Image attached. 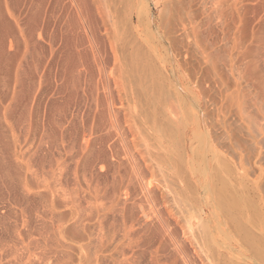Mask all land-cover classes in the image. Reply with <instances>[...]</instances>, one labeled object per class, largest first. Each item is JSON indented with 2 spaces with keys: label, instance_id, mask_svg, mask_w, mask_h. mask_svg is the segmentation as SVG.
I'll return each mask as SVG.
<instances>
[{
  "label": "rangeland",
  "instance_id": "374dc122",
  "mask_svg": "<svg viewBox=\"0 0 264 264\" xmlns=\"http://www.w3.org/2000/svg\"><path fill=\"white\" fill-rule=\"evenodd\" d=\"M69 1L63 0L61 3L67 4ZM164 1L142 0L149 11L148 30L146 25L138 23L137 4L141 0H118L120 9L116 13V28L119 36L111 40L112 45L123 47L124 53V31L129 38L134 35L131 24L132 27H138L137 31L135 29L137 34H146L152 30L151 33L157 37L158 50L167 57L165 72L169 74L167 75L170 79H167L172 80L174 87L148 89L144 95L149 96V99L152 97L153 101L161 95L163 102L167 103V106L174 105L176 110L179 109V103L175 91L182 93L187 99H192L193 94H199L198 99L202 102L208 101L211 108L221 105L218 107L222 108L221 112L230 124L227 127L232 128V133L238 135L235 136L239 137L242 144L239 150L244 169L252 172H249L250 178L255 179V176L261 173L264 180V0H203L205 3L201 2L202 0H194L195 3L192 4L195 9L198 8L200 14L205 11V14L209 15L211 11V16L205 17L211 19V24L208 22L206 29L203 26V31L199 29L197 36L191 34L188 38L191 43L186 40L192 49L189 50L190 55H187L190 65L188 62H182L180 58L178 60L170 44L164 42L161 32L164 31L169 18L168 7L163 4ZM54 4L55 0H0V264H130L135 257L132 258V244L128 245L127 239L124 240L127 237H124V231L127 225H131L130 221H125L124 210L131 206L133 198L141 197L143 193L138 183H129L127 187L124 178L121 180L116 176V190L114 191L115 187L111 190L108 186L109 194L105 195V179H113L112 167L106 162L117 159V138L112 136L109 141L105 139L102 142L101 139L113 132V129H110L109 133V129L106 130L105 126L101 125L115 111L120 123L128 127L129 122L125 121L128 118L126 115L130 114L133 108V103L129 100L132 98L125 95L124 79L114 76L118 75L116 73L119 70L114 71V74L108 70L111 64L113 66L112 57L107 70L100 69L102 61L96 60L101 56L97 52L96 44H93L95 42L92 33H87V28L84 30L83 25H87H80L83 21L77 16L72 17V25L69 24L66 15L68 10L62 8V4ZM209 7H212V10ZM205 14H202L203 17ZM47 15H51L50 18H46ZM76 22H79L80 26ZM68 25L73 30L70 31ZM76 27L78 29H74ZM215 37H218V40ZM213 38L217 42L220 40L218 44ZM81 40H84V43ZM103 42L104 40L101 43L102 48L104 45L106 49L110 47L108 40ZM95 49L96 51H93ZM205 57L206 72L204 70L196 73L198 61L205 62ZM17 70L26 72L23 74L24 82L21 85L15 83ZM159 73L155 77L158 83L163 81V76ZM203 73L206 74L205 77ZM198 78L202 82H199ZM195 81H198L197 86ZM191 86L193 93L189 91ZM207 87V90H215L208 92ZM161 89H165L162 91L163 95L160 93ZM219 90H223V95ZM215 91H219L218 94L222 97H218ZM15 92L17 100L11 98ZM208 97L209 100L206 99ZM153 101L149 104H153ZM211 101H214V104ZM100 112L103 116L99 115ZM201 115H204L203 109ZM98 116L103 119L101 124L97 121L100 119ZM129 138L133 139L131 134ZM175 144L170 151L174 158L180 153L179 144ZM98 148L106 154V158L108 157L106 162L98 155ZM95 152L100 161L94 156ZM199 154L193 155L195 158L192 161L196 164L191 162V166L202 168V154ZM209 157H212L211 153L207 154V164L210 167V164L214 165V161ZM91 160H95L93 165H90ZM87 161H91L88 162L89 167L85 164ZM155 183L157 184L156 181ZM160 183L158 189L156 188L157 195L159 188L164 189L165 182ZM92 191H99L100 194L94 193L93 196L100 195V198H94ZM137 193H141L140 196ZM192 196L200 195L195 193ZM192 214L195 215L196 211ZM142 221L143 219L140 222ZM134 224L137 226L134 225L133 229H137L140 223L136 221ZM101 243L104 246L97 253V245ZM149 260V254H146L142 264H153V261ZM162 261H154V264H164Z\"/></svg>",
  "mask_w": 264,
  "mask_h": 264
},
{
  "label": "bare ground",
  "instance_id": "6f19581e",
  "mask_svg": "<svg viewBox=\"0 0 264 264\" xmlns=\"http://www.w3.org/2000/svg\"><path fill=\"white\" fill-rule=\"evenodd\" d=\"M62 1L63 0H55L54 5L60 6L62 4L61 7H65L68 10L66 12V15L69 24L72 23L70 21L73 19L72 17L77 16L79 20L81 19L83 21H79L80 23L78 22L80 25L82 23H85L87 25H83L84 30L86 31L87 28V33L89 31L92 33V37L95 42L93 44H96L98 48L97 52L99 56H101L100 58L97 52H95L97 54V57L100 58H97L98 60L96 61H102L101 66L99 65L100 62L97 63L100 66V69L103 68L107 70L106 68L109 67L108 62L112 57L113 66L111 64V67L108 70H111V74H114V71L116 72L117 70H119L118 73H116L118 75L114 76H118L124 79L125 95L128 97L130 95V97L132 98L129 100L132 101L133 108L129 112L130 114L126 113V118L127 116L128 118L125 122H129L128 127L120 123L115 111L108 119L105 120V122L103 121L101 116H98V118L100 117V119L98 120L96 118V120L99 121L98 123L100 124L101 121H103L101 126H105V129H109V133L111 132L110 129H113V132H111L110 134H105L106 137L101 139L102 142L105 139L109 141V138H113L114 136L117 138V144L115 145V147H117V149L115 150L116 154L114 152L117 159L115 161L111 162L110 160H108V157L106 158L105 156L106 154L102 153V147L98 148V155L102 156L101 159L103 160V162H106L108 160L106 164L108 163V165H111V172L113 173V179H105L106 184H104L103 182L104 186H102L105 188V195L108 196L109 194H107V192H109L107 190L109 189L108 186L111 187V190L114 187V191L116 190L115 184L117 185V183L114 181L116 176V178L119 177L121 178V180H123L124 178V184L126 183L127 187L131 183H138L139 186H141V192L143 193V196L133 198L131 201V206H127L124 210L125 221L128 220L131 222V225H127V227L124 223V226L126 227V231H124V237L127 236L124 238V240L127 239L128 245L132 244V246H130L131 248L133 247V249H131L133 252L132 258L135 257L129 263L142 264V261L146 257V254H149L150 260L153 261V264L154 261H156L155 263H158L157 261L161 263L160 260H163L164 264H264V180L262 179L261 173L259 174L260 176H255V179H253L252 177L250 178V171L244 169L245 166L242 164V159L240 157L241 152L239 150L242 144L238 139L239 137L236 138V136L238 135L235 134V136L232 133V128L230 127L231 129H229L227 127L230 124L227 123L225 116L222 114V108L218 107L221 105H218L217 107L213 105V107H215L216 109L211 108V105L208 103V101L202 102L200 101L201 99H198L197 95L199 94H193L192 99H187L183 96L182 93L178 91L174 92L175 95L178 94L176 97V100L179 103V109H177L179 110L178 112L175 107H173L174 105L167 106V103H164L163 99L160 97L161 95L158 96L159 98L154 99L156 101H153L152 97H150V100L149 96L144 95L146 92H148V89L153 90L156 87H159L158 89L162 87H174L172 80L168 81L170 79V76L168 77L169 74L165 72L168 64L166 63L167 57L161 54L160 50H158L159 48L156 45L157 37H155L154 34L151 33L152 30L148 33L146 32V34L142 32L140 34L135 33V29L137 31L138 27H135V25L134 27H132L133 25L131 24L132 21L130 20V14L128 13V20L129 22L131 21V30L134 35L129 38L127 32L124 31L123 53V47L119 46L121 48L120 49L117 46L112 45L113 43H111V40L113 38L119 36L116 28L118 21L116 13L119 12L120 9V6L117 4L118 0H70L67 4L61 3ZM204 1L202 0L201 2ZM164 2L163 4L168 7L169 12V18H167L168 20L166 21L164 31L161 32L163 34L162 36L164 42L167 41L170 44V47L172 48V51L174 52L176 57H178V60L180 58L183 60L182 62L187 63L188 61H190L188 60L187 55L189 53V50L192 49H190L191 45L188 44L186 40H188L191 34L197 36L200 31L199 29L203 31V26L204 29H206L205 26L209 25V20L211 21L209 17L211 16L210 10H212V7H209L210 10L207 9L208 6L206 8L208 12L210 11V16L208 14H205L206 12L204 11L202 14H205L206 16L203 17V15L198 11V8H194L195 6H193L192 4L195 3L194 0H165ZM143 3L144 2H142L141 0V2L137 4L138 23L143 26L146 25L149 30V11L145 3ZM215 3L216 2H214V4ZM93 6L95 7V10ZM49 7L50 5L46 9L47 11L49 10ZM196 7H198V5ZM32 10L31 12H33ZM219 12L220 11H218V13ZM48 13H50V11ZM130 13L133 14V12ZM51 15H47L46 18H50ZM207 15L209 17L205 18L207 17ZM32 19L34 20V18ZM57 20H59V18ZM79 24L78 26H80ZM213 25L214 24H212V27ZM77 27L74 29H78ZM69 30L71 31L73 29L69 28ZM101 31L103 32V34H105L101 35ZM79 32L80 31H78V33ZM215 38H213V40L217 42ZM105 39L106 41H109L110 49H106L105 45L103 47L104 49L102 48L101 43L102 40H104L103 43H105ZM81 41H83L84 43V40ZM90 41L92 42V40ZM189 41L190 40H188V42ZM211 44L215 45V43ZM194 45L198 47V45ZM195 46L194 48H196ZM92 48L94 47L92 46ZM93 51H96V49ZM203 59L205 62H202V60L198 61V64L196 66V73H200L204 71L205 68H207L205 65L207 59L206 57ZM24 71L17 70V73L15 72L16 77H13L16 80L15 83L19 85L23 84V74L26 73ZM103 71L99 72L102 73ZM204 72H206V70ZM158 73L159 75L161 74L163 76H161L163 81L160 83H158V81H155V77L158 76ZM202 75H204L205 77L206 74L203 73ZM198 81L200 82L201 79L198 78ZM198 81H195L194 84H196V82ZM17 84L15 85L17 86ZM208 88L209 87H207L206 90ZM163 90L161 89V94L163 93ZM174 90L176 89L174 88ZM206 90L204 89L203 91L205 92ZM156 91L157 93L159 92L157 89ZM189 91L190 93H193L192 86L191 90ZM207 91L209 92L210 89ZM219 91L218 93L221 92ZM200 93L202 94V92ZM218 93L216 92V94ZM15 94L16 92L13 94L14 97L12 96L11 98L16 99ZM208 95L211 94L208 93ZM219 96L221 95L218 94V97ZM206 99L209 100V97ZM150 101H153V104H149ZM101 109L103 111L105 110L103 108ZM202 109L204 112L203 116L201 115ZM102 112H100L99 115H102ZM173 113L175 114L173 115ZM94 121L95 120H93V122ZM227 128L229 130H227ZM128 131L131 134V138L133 137V139L129 138L130 134L128 133ZM229 131H231L230 133L232 134H230ZM175 143L179 144L178 146L180 149V153H177L178 155L176 158H174V155L170 152L172 149L171 147L176 145ZM118 145H120L119 147L121 150L118 148ZM94 148L95 146L93 147V149ZM93 149L91 150L93 151ZM198 151L200 154H202V158L200 157L203 164V166H201L202 168H196L193 167V165L191 166V162H194L192 160L193 158H195L193 157V155L199 154ZM96 153L97 152H95V154ZM208 153H211V158L213 159L212 161H214V165L212 164L213 166H211L210 164V167L207 164ZM95 154L94 156H97V154ZM99 158L100 157H98V160H96L100 161ZM91 161L83 163L87 164L86 166H88V162ZM93 161L90 165L94 164ZM253 171H255V169ZM250 173L252 174V172ZM195 176L198 177L195 178ZM155 181L157 182V184H154ZM118 182L120 181L118 180ZM160 182H162V184H164L163 182H165V185L164 189L162 187L159 188L160 192L159 195H157L155 192L157 191L156 188L158 189ZM95 191H97V189H95ZM94 193L95 192H93L91 195L93 196ZM97 193L100 194L99 191ZM97 193H95V195ZM195 193H198L200 196H192ZM92 196L91 198L94 197ZM99 196L97 195V197L95 196L94 198L98 199ZM93 206L91 205V207ZM97 209L100 211L99 208ZM192 210L196 211L195 215L192 214ZM99 211H97L98 214L100 213ZM101 214L102 213H100V215ZM94 219L96 220V218ZM141 219H143L142 223L140 222ZM136 221L138 222V224L140 223L137 229L135 228L137 225L134 224V222ZM134 225L135 230L133 229ZM125 241L124 246L126 245ZM97 246L98 250H95L96 252H99V250H102L104 244L101 243ZM86 247L87 245L85 246V249ZM83 248L84 246L82 247V251L84 252ZM87 262H89V258Z\"/></svg>",
  "mask_w": 264,
  "mask_h": 264
}]
</instances>
